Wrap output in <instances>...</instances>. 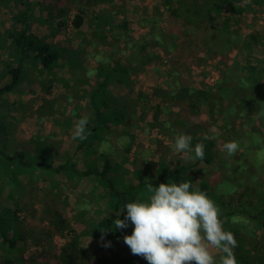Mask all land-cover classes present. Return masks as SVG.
<instances>
[{"label":"rangeland","instance_id":"obj_1","mask_svg":"<svg viewBox=\"0 0 264 264\" xmlns=\"http://www.w3.org/2000/svg\"><path fill=\"white\" fill-rule=\"evenodd\" d=\"M14 1L16 0H0V85L9 81L4 67L8 62L6 51L9 48L12 51L13 48L3 44L2 39L4 32L14 26L13 15L17 10ZM101 1L63 0L61 6L68 7L71 14L67 15L68 27L61 33L48 24H43L45 26L42 28L40 21L45 18L37 10L30 14L29 24L32 32L44 43L57 49H64V61H58L59 63L54 65L51 73L47 75L40 71L41 69L32 70V77H29L31 83L19 85L4 95L0 105V119L6 130L3 142L7 144V151L20 149L26 152L29 150L27 146L41 139L54 153L71 158L79 168L83 167L81 159L85 156H93L92 165L96 169H101L104 160H108L113 164L110 175L113 179L117 175L115 184L120 189L126 188L129 184L135 185L136 171L146 168L153 175H157L166 168L172 169L181 165L194 166L189 175L196 187L206 181L219 192L229 190L231 186L238 184L235 180V176L239 174L236 172L238 164L251 166L250 173L254 174L256 179L248 183H253V188L259 184L264 185L262 171L264 152L256 154L253 158L251 155L243 158L244 148L253 141V137L247 135L261 129L259 115L250 111L247 114L243 113L242 117L233 114V117L224 122L223 116L219 114L221 104L223 106L224 102L221 101L220 104L218 91L235 89L237 84L241 83V75L237 72L238 67L234 62L235 53L234 51L230 53L226 48V38L229 35L223 32L219 37L215 34L206 37L215 51L206 54L203 53L204 48L199 46L198 60L191 68L200 89L208 95V101L197 104L196 117L190 114L187 107L180 110L177 101L166 98L163 80L158 76L159 71L167 68L165 60L154 59L144 66L134 62L126 80L110 83L106 88L107 94L111 97H126L124 102L129 105L127 115L130 120L125 125H111V132L103 137V142L110 145L108 151H101L102 144L94 148L99 152L97 155L92 153L88 155L87 148L86 151H76L78 140L71 138L74 126L80 118L91 115L88 96L95 84L102 80L100 79L102 70L97 57L103 59L110 57L114 62L130 67L131 61L137 58L135 55L132 57L126 49L125 30L130 36L139 38L148 26L145 21L150 20L153 11L161 5V0H105L103 3ZM238 5L243 7L244 14L237 26L233 25L236 16L234 18L229 16L233 19H229V29L238 36L258 35L259 47L255 50L253 59H260L264 64L262 46L264 0H261L259 5L252 4L250 0H239ZM80 11L83 13L81 14L83 25L76 32L72 29L70 21L73 15L80 14ZM101 11L112 14L114 29H103L101 22L96 23V16ZM226 13L227 10L224 9L221 14L223 19ZM123 24L125 29L122 28ZM96 25L99 26V30ZM155 53L161 58L160 53ZM59 64H65L69 68L67 72H62ZM53 71L57 74L56 78ZM44 80L46 84L51 85L52 96L46 98L47 103L43 100L44 87L40 86ZM46 104H49V107H46ZM40 105L46 108L40 109ZM257 107L255 105V108ZM191 118L196 119L199 125L197 134L200 138L211 143V165L204 163L194 165L192 151L177 153L173 149L174 137L185 134L183 123L191 124ZM230 141L239 143V150L233 156H228L222 150V145ZM257 144L255 142V145ZM128 145L130 149L126 152L125 147ZM254 161L255 167L252 166ZM2 172L3 168L0 166V186L4 189L0 196V204L13 207L17 200L22 201L28 208L26 217L27 223L31 225V231H41L47 227L49 216L54 210L63 214L71 231H64L61 235L53 237L52 246L55 249L66 243H76L77 240L79 251H86L93 257H105L110 260V264H120L119 260L128 257L130 249L123 242V237L127 235L123 228L118 229L119 234L116 235L115 242L102 243L93 236V223L100 215L106 214L97 197L101 193V186L96 179L84 177L76 181L60 174L53 178L52 182L49 178L39 177L32 181L27 176H19V184L24 189L21 191L19 186L7 180ZM228 179L232 181L225 183L229 181ZM245 181L250 180L246 178ZM226 199L227 197L224 200ZM24 217L20 214V218ZM26 237L28 240L25 242L21 238L17 240V245L21 249L16 254L17 258L27 257L38 249L34 241ZM260 241L264 256V235ZM209 252L217 262L223 255L212 247H209ZM247 252L249 253L248 248ZM5 253H8L6 247L0 246V255Z\"/></svg>","mask_w":264,"mask_h":264},{"label":"trees","instance_id":"obj_2","mask_svg":"<svg viewBox=\"0 0 264 264\" xmlns=\"http://www.w3.org/2000/svg\"><path fill=\"white\" fill-rule=\"evenodd\" d=\"M62 1H14L17 8L13 15L14 26L4 32L2 39L3 44L11 46L13 50L10 51L11 49L8 47L9 49L6 51L8 62L5 63L4 70L9 81L0 85V105L4 95L12 92L19 85L31 83L29 77H32V70L41 69L40 71L50 74L52 67L58 61H64L65 50L57 49V47L41 41L39 37L32 34L29 24L30 14L37 10L45 18L40 21L42 24H48L57 32L66 30L69 23L67 15H70L71 11L68 7L61 6ZM103 1L105 0H102L101 3ZM238 2L239 0H161V5L153 11L150 20L145 21L148 26L143 35L134 38L125 30L126 49L132 57L135 55L137 59L131 61L130 67L122 66L110 57L98 60L100 70H102L100 78L102 80L95 84L88 96L91 115H86L89 121L85 133L87 138L77 141L76 151L87 148L85 151L88 155L91 153L97 155L99 152L94 148L98 144H102L103 137L111 132V125H125L130 120L127 115L129 105L124 102L126 97H111L107 94L106 88L110 83L126 80L134 62L144 66L154 59L165 60L167 68L164 71H159L158 76L163 80L166 98L177 101L180 104V110H185L187 107L190 114L196 117L197 104L208 101V95L200 89L191 68L198 60L199 46L204 48L203 53L206 54L214 50V46L211 47L212 43L206 37L210 34L219 37L223 32L229 35L226 38V48L230 50V53L233 51L235 53L236 59L233 61L238 67L237 72L241 75V83L237 84L235 89L218 91L220 104L221 101L224 102L223 106L221 104L219 114L223 116L222 119L225 122L233 117V114L242 117L243 113L256 112L259 115L261 129L247 135L250 138L253 137V141L244 148L243 158L247 155H251L253 158L256 154L264 152V64L260 59H253L255 50L259 47L260 38L256 34L238 36L237 33H233L229 29V16L233 18L236 16L233 25L237 26L244 14V9L238 5ZM250 2L259 5L261 0H250ZM224 9L227 10V13L223 19L221 14ZM81 14L83 13L80 11V14L73 15L70 21L72 29L76 32L83 25ZM95 21L98 24L101 22L103 29H114L112 14L107 11H101ZM158 24L161 25L157 26ZM96 27L99 30V26L96 25ZM122 28L125 29V24ZM155 52L160 53L161 58ZM227 66L229 67V65H225V67ZM70 72L73 73L72 70ZM40 84L41 87H44V91L42 90L43 100L46 102V98L51 96V85L46 84L45 80ZM255 105L258 107L255 108ZM40 106V109H44L49 107V104H46V107ZM191 119V124L183 123V129L186 135L192 137L190 147L193 149L192 154L195 161L193 164L211 165V143L200 138V135L197 134L199 125L196 119ZM5 134L6 130L0 119L2 174L7 180L14 182V185H18L21 191L24 189L19 184V176H27L32 181L39 177L49 178L52 182L53 178L60 174L76 181L89 176L96 179V182L101 186V193L97 197L104 207V213H106L100 215L93 223V236L97 241L102 243L116 241L119 230L115 228L113 221L117 218L123 220L126 215V211H124L120 212L117 217L119 209L127 203L148 202L152 193L148 192L147 184L158 187L161 183L180 184L190 180L192 187L189 191L199 190L206 193L218 208L219 218L224 221V229L234 234L238 245L234 249L237 264H264L260 241L264 235V185L259 184L253 188V183H248L256 179L255 175L250 173L249 167L251 166L238 164L237 171L234 168V172L239 174L232 180L235 178L238 184L231 186L227 191L219 192L206 181L197 187L194 186L193 179L189 175L194 170L193 165L191 167L181 165L172 169L166 168L165 171H161L157 175H153L145 168L134 172L135 185L129 184L126 188L120 189L115 184L117 175L114 179L110 175L113 171V164L108 160H104L101 169H96L92 163L87 164L84 170L82 167L80 169L69 157H66L62 163L54 165L53 160L56 154L51 147L44 144L46 143L44 140L38 139L37 142L31 143L30 146H27L29 150L26 152L20 149L7 151V144L3 142ZM255 142L258 144L255 145ZM196 144L204 145L203 159L195 157ZM129 149V145L125 147L126 152ZM252 163H254L252 166L255 167V161ZM262 168L264 171V165ZM246 178L250 181L246 182ZM228 180L225 183L232 181ZM3 190V187L0 186V196ZM225 197H227L226 200H224ZM20 214L25 217L20 218ZM26 216L28 217V208L22 204V201L18 202L17 200L13 207L0 204V246L6 247L8 251V253L0 255V264H110V260L105 257H93L86 251H79L77 240L76 243H66L58 249L52 246L54 236H59L64 231H71L67 220L58 210L53 211L49 216L47 227L41 231H31V225L27 223ZM53 218L54 220H52ZM123 230L127 236H130L133 231L131 222ZM26 236L34 241L38 249L27 257L17 258L16 254L21 251L17 240L21 238L25 242L28 240ZM119 261L120 264H146L145 259L133 255L131 252L128 257Z\"/></svg>","mask_w":264,"mask_h":264},{"label":"clouds","instance_id":"obj_3","mask_svg":"<svg viewBox=\"0 0 264 264\" xmlns=\"http://www.w3.org/2000/svg\"><path fill=\"white\" fill-rule=\"evenodd\" d=\"M88 122L87 117L76 122L72 140L87 138ZM191 140L190 135H177L174 151H193ZM109 149L110 145L102 142L101 151ZM222 150L233 156L239 150V143L226 142ZM194 154L203 159L204 145L196 144ZM146 187L152 193L148 202L125 204L117 213L119 217L120 212L126 211L124 219L113 221L117 229L126 228L131 222L132 234L124 236L123 242L133 255L142 257L148 264H237L234 249L238 245L234 234L224 229L219 210L206 193L190 192V180L180 184L161 183L158 187L147 184ZM209 247L223 253L218 262L210 254Z\"/></svg>","mask_w":264,"mask_h":264},{"label":"crops","instance_id":"obj_4","mask_svg":"<svg viewBox=\"0 0 264 264\" xmlns=\"http://www.w3.org/2000/svg\"><path fill=\"white\" fill-rule=\"evenodd\" d=\"M40 18H41V17H40ZM40 20H41V19H40ZM44 26H45V25H43V24L41 25L42 28H44ZM30 27H31V26H30ZM31 32H32V30H31ZM59 33H61V32H59ZM32 34H34V32H32ZM34 35H35V34H34ZM35 36H37V35H35ZM37 37H38V36H37ZM58 63H59V62H58ZM59 65H61V66H60V70H61L62 72H65V71L67 72V69H68V68H67V66H66L65 64H59ZM53 72H55V71H53ZM53 74H54V76H55V78H56V75H57L56 72L53 73ZM46 75H47V73H46ZM6 77H7V76H6ZM49 77H50V76H49ZM51 96H52V94H51ZM119 96H120V95H119ZM120 97H123V96H120ZM87 100H88V98H87ZM55 154H56V157H55V159L53 160L54 165H58L59 163H62L63 160H65V158H66L64 155H61V154L58 155L57 152H56ZM66 155H67V154H66ZM92 158H93V156H87V157L85 156V157H83V158L81 159V162H82L81 164H83V165H82V166H83V167H82L83 170L85 169V167H87V166H86L87 164H91V163H92V160H91ZM89 178L92 179L93 176H89Z\"/></svg>","mask_w":264,"mask_h":264}]
</instances>
